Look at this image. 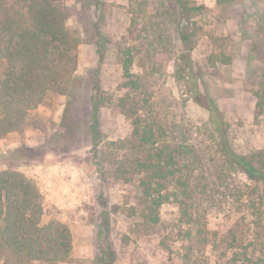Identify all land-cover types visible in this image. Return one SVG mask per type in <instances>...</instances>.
I'll use <instances>...</instances> for the list:
<instances>
[{
    "label": "rangeland",
    "instance_id": "rangeland-1",
    "mask_svg": "<svg viewBox=\"0 0 264 264\" xmlns=\"http://www.w3.org/2000/svg\"><path fill=\"white\" fill-rule=\"evenodd\" d=\"M103 1L106 6L100 10V24L112 40L102 67L105 90L113 96L123 91L122 68L116 49L119 43L131 41L124 38L136 12L140 24L138 29L134 28L135 39L139 37L145 42L156 43L150 48L154 49L151 58L149 49H136L132 67L149 85L148 95L153 103L151 114L160 116L168 129L173 126L176 138L186 133L190 141L205 149L202 150L205 156L218 158L215 146L206 140L208 134L203 133L208 127V111L191 99L185 80L176 71L175 60L182 46L175 24L165 17L168 4L161 0H144L143 4L137 0L134 5V0ZM194 1L203 8L191 13L183 25L196 32L192 58L200 87L226 112L232 125L233 142L239 151L264 149V103L261 110L257 108L255 95V91L261 89L258 68L262 58L251 46L255 38L264 34V0ZM52 2L64 10L70 33L79 39L75 73L81 77L80 94H86L91 83L90 70L97 60L93 22L98 16L94 0ZM66 101V94L50 93L28 114L21 131L0 138V171L16 170L31 178L40 192L42 222L56 218L71 228V256L59 264H98L102 256L98 237L102 214L99 206L101 186L96 170L99 164H95L97 160L94 159L88 168L78 165L77 156H91L89 145L67 153L50 143L58 132ZM76 117L80 124L86 120L81 110ZM102 127L108 140L126 139L132 133L130 119L114 113L109 107L103 108ZM110 150L112 154L119 153ZM233 177L230 189L214 187L213 204L199 203L195 216L198 222L194 224L185 223V216L171 202L162 205L159 223L142 221L137 212L138 176L108 189L104 205L109 217L104 221V228L113 244V264L225 263L231 256V245L237 242L243 251L255 234L261 243L258 246L264 249V212H260L264 211V205L258 200L256 208H249L245 200L247 190L235 194L244 177ZM257 213H260L258 219ZM255 220L259 223L256 226L253 225ZM189 232L195 243L191 242Z\"/></svg>",
    "mask_w": 264,
    "mask_h": 264
},
{
    "label": "trees",
    "instance_id": "trees-1",
    "mask_svg": "<svg viewBox=\"0 0 264 264\" xmlns=\"http://www.w3.org/2000/svg\"><path fill=\"white\" fill-rule=\"evenodd\" d=\"M135 2L137 0L133 5ZM161 2L168 4L165 17L175 24L182 46L175 60L176 71L185 80L191 99L208 111V127L203 133L208 134L206 140L215 146L218 158L205 156L202 152L205 149L190 141L186 133L176 138L173 126L168 129L160 116L151 114L153 103L148 95L149 85L132 67L136 49H149L150 56L154 50L150 48L156 43L145 42L139 37L135 39L134 28L138 29L140 24L136 12L135 20L123 37L131 41L117 45L123 91L113 96L103 87L101 77L112 42L100 24V10L106 5L103 0H94L98 16L93 22L97 60L90 70L89 90L80 94L81 77L75 73L79 39L70 33L64 10L52 0H0V138L21 131L28 114L50 93L66 94L62 121L50 143L67 153L89 145L91 156H77L78 165L88 168L94 159L97 160L95 164H99L96 170L101 186L99 206L102 214L98 237L102 256L98 264H113L115 256L110 235L104 228V221L109 217L104 205L106 191L119 182H130L135 176H138L140 192L137 212L147 224L160 222V209L167 202L178 207L185 216V223L198 222L195 216L199 203L213 204L214 187L230 189L231 179L238 175L244 180L239 181L235 194L247 190L245 200L249 208H256L258 200L264 205V149L239 151L233 142L232 125L226 112L199 84L192 58L196 32L189 31L183 22L203 6L194 0ZM251 46L262 58L258 68L261 89L255 91L256 106L261 110L264 103V34L255 38ZM107 107L130 119V137L107 139L102 127V112ZM79 110L86 117L82 124L77 122ZM83 140L86 141L83 143ZM110 149L119 153L112 154ZM257 214L256 219L260 217V213ZM42 217L41 196L34 181L16 170L0 171V264H59L70 259L71 228L56 218L43 223ZM254 224L259 223L255 220ZM201 234L199 231V236ZM234 236L235 242L237 237ZM189 237L195 243L190 232ZM256 238L255 234L243 251L239 243L231 245V256L219 264H264V249L258 246L261 243Z\"/></svg>",
    "mask_w": 264,
    "mask_h": 264
}]
</instances>
